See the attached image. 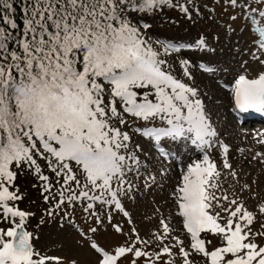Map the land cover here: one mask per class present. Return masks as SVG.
<instances>
[{
	"label": "snow or ice",
	"instance_id": "snow-or-ice-1",
	"mask_svg": "<svg viewBox=\"0 0 264 264\" xmlns=\"http://www.w3.org/2000/svg\"><path fill=\"white\" fill-rule=\"evenodd\" d=\"M24 2L19 35L0 28V220L10 225L0 228V264H46L49 259L35 250L32 234L24 230L29 214L9 204L21 199L10 191L16 179L10 170L13 164L34 170L43 182L41 194L46 202L56 199L58 208L78 201L85 204L84 211L94 219V226L79 231L96 254L97 264H118L126 256H131L130 264L140 259L145 264H177V260L179 264H197L194 257L200 258V264H264V244L257 243L264 232L251 227L255 214L238 199L215 194L221 174L207 154L183 170L172 192L187 242L173 234L175 230L165 219H160L159 228L147 240L136 228L125 233L112 222V213H116L132 223L121 198L129 197L133 187L129 174L139 176L143 167L138 155L143 149L132 145L125 130L126 114L137 120L161 121L162 126L145 125L137 128L136 134L149 139L165 157L170 152L160 146L162 140L178 148L190 142L201 151L216 143L218 134L204 95L177 78L163 58L178 52L179 47L155 41L161 52L145 37L151 26L135 19L138 13H152L161 6L181 12L188 9L173 0ZM220 3L233 10L232 22L243 18L241 30L257 37L252 57L264 66V59L257 55H264V0ZM0 7L12 10L13 5L10 0H0ZM0 23L16 29L8 16L0 17ZM228 28L235 31L230 24ZM197 44L205 47L203 39ZM187 63L181 61L182 75L193 80ZM200 67L205 73L216 71ZM229 83L235 109L264 112V71L249 79L245 69L223 87L228 88ZM220 147L228 153L227 146ZM38 159L45 161L55 177L61 189L58 193L53 191L50 177L42 173ZM223 167L230 169L231 165L225 160ZM97 204L105 209L103 215L96 210ZM258 213L264 215V205L258 207ZM107 226L126 236L125 244L109 251L89 236ZM202 234L218 238V246L209 250L212 241Z\"/></svg>",
	"mask_w": 264,
	"mask_h": 264
},
{
	"label": "rangeland",
	"instance_id": "rangeland-1",
	"mask_svg": "<svg viewBox=\"0 0 264 264\" xmlns=\"http://www.w3.org/2000/svg\"><path fill=\"white\" fill-rule=\"evenodd\" d=\"M187 3L185 5L187 12L171 8L146 17L138 13L135 19L151 26L145 32V37L150 38L153 46L161 52L163 49L159 44H155V41L184 42L187 46L182 47L178 52L172 51L163 58L167 59L171 71L177 78L197 87L204 95L206 110L218 134L216 143L209 147L211 160L217 165V170L221 174L217 180L219 187L214 190L215 194L226 195L229 200L238 199L256 216V221L251 226L253 231L264 232V228L261 227V223H264V215L258 213V207L264 205V143L260 142L264 140V124L238 125L231 116V95L226 92L229 91L231 83L228 88L223 87L226 82H232L235 75L244 73L245 69L249 79L254 78L258 72L264 71V66L252 57V52L256 51L253 41L257 37L247 29L241 30L245 23L243 18L232 22L229 17L234 14L233 10L227 5L222 6L220 0H189ZM229 24L235 31L229 30ZM197 39L205 41L204 48L194 43ZM257 55H261L264 59V55L259 52ZM181 61L188 62L186 67L190 70L193 80H186L183 77ZM201 65L212 67L216 71L205 73L201 71L199 67ZM126 119L128 124L125 130L131 137L132 145L139 144L143 149V153H138L143 167L139 176L135 173L129 174L133 187L129 197L121 198L132 223L129 224L127 218L116 213H112V222L119 224L125 233L133 227L136 228L141 238L147 240L159 228L160 219H165L175 230L173 234L187 242V235L182 231L181 218L176 215L177 209L172 192L182 174L181 162H187L189 158L188 147L191 143L189 142L187 147L181 145L178 148L176 144L162 140L161 143L166 146L175 160L170 159L169 163H165L156 155L149 140L136 134L135 126H143L142 120L127 115ZM221 144L227 146V154L223 152ZM225 160L231 165L230 169L223 167ZM38 164L45 167L43 160L38 159ZM33 173L28 169H23L20 173L17 171L12 188L16 189L21 199L20 202H9V204L28 212L24 229L32 234L31 241L35 250L49 258L46 264H72L73 261L75 264H97L96 254L87 247L88 241L81 239L79 231L83 229L87 232L90 225L94 226V219L87 213L76 215L73 220L62 218L57 214H47L48 210L39 199L32 197V195L39 197V189H41V184L37 183ZM232 173H235V176ZM221 203L228 207L223 200ZM96 210L101 215L105 212V209L98 204ZM16 219L18 221V218ZM9 226L8 221L0 220V228L7 229ZM89 236L109 251L125 244L127 239L126 236L115 233L111 226H107L106 230L101 228L96 234L89 233ZM202 238L212 241L211 245H208L209 250L219 244L218 238L210 234H202ZM165 243H174V241ZM257 243L263 244L264 237L257 238ZM154 248L155 245L147 250L152 252ZM194 259L200 264L199 257ZM130 260L131 256H126L118 264H130ZM137 264H145V262L140 259Z\"/></svg>",
	"mask_w": 264,
	"mask_h": 264
},
{
	"label": "trees",
	"instance_id": "trees-1",
	"mask_svg": "<svg viewBox=\"0 0 264 264\" xmlns=\"http://www.w3.org/2000/svg\"><path fill=\"white\" fill-rule=\"evenodd\" d=\"M213 1H215V0H213ZM10 2L13 5L12 10H8L6 8L0 7V17L8 16L10 18V20H12L16 24V29L15 30L10 29V27L8 25H5L3 23H0V28H3L9 32H13L14 35H19L20 31L22 30L23 20L25 17V13L23 11V9L25 7V2H24V0H10ZM173 3H180V4L184 5L185 3H187V0H173ZM171 8H173V7L161 6L159 8L154 9L152 13L160 14L161 12L168 11ZM144 14L147 15L148 13H144ZM23 168L30 170V172H32V173L34 172V170H31L27 165H24ZM33 174L36 177V174L35 173H33ZM43 174L48 175L50 177V180L53 181V184L57 185L59 187V184L55 183V177L53 176L51 171L46 169V172H44ZM33 180L35 181L34 178H33ZM42 184H43V182H42ZM59 189H60V187H59ZM32 197H33V195H32ZM49 204H50L49 209L54 211L57 208V207H54V206H56V204H53V203H49ZM65 205L69 206L70 204H65ZM51 207H53V208H51ZM64 210L67 211L66 208H64V209L61 208L62 212ZM58 213H59V211H58Z\"/></svg>",
	"mask_w": 264,
	"mask_h": 264
},
{
	"label": "bare ground",
	"instance_id": "bare-ground-1",
	"mask_svg": "<svg viewBox=\"0 0 264 264\" xmlns=\"http://www.w3.org/2000/svg\"><path fill=\"white\" fill-rule=\"evenodd\" d=\"M263 119H264V117H263Z\"/></svg>",
	"mask_w": 264,
	"mask_h": 264
}]
</instances>
